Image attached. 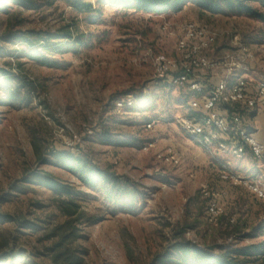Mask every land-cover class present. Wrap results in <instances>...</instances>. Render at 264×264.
Returning <instances> with one entry per match:
<instances>
[{
    "label": "rangeland",
    "instance_id": "374dc122",
    "mask_svg": "<svg viewBox=\"0 0 264 264\" xmlns=\"http://www.w3.org/2000/svg\"><path fill=\"white\" fill-rule=\"evenodd\" d=\"M24 1L0 0L6 7L0 9V70L11 73L0 72V233L15 242L1 264H51L41 253L46 234L66 216L59 194L42 183L47 174L82 206L78 244L87 250V264H178L173 245L181 239L215 254L261 245L264 234L255 229L264 224V199L245 183L264 189L263 162L214 144L215 158L227 167L216 162L210 172L176 121L196 110L192 100L202 96L173 83L172 72L158 79L154 63L160 54L178 61L182 25L196 22L217 33L207 51L215 64L200 80L203 75L218 83L234 62L249 66L255 79L248 83L256 88L264 80V23L204 10L196 0L156 12L102 0ZM8 77L13 89L21 81L32 82V90L21 88L9 99ZM127 95L135 102L119 109ZM58 151H78L86 171H99L110 182L90 186L60 162ZM170 154L179 163L166 160ZM204 186L224 211L216 224L206 219Z\"/></svg>",
    "mask_w": 264,
    "mask_h": 264
},
{
    "label": "built area",
    "instance_id": "2783aa9c",
    "mask_svg": "<svg viewBox=\"0 0 264 264\" xmlns=\"http://www.w3.org/2000/svg\"><path fill=\"white\" fill-rule=\"evenodd\" d=\"M217 40V33L207 26H202L196 22H187L182 25L181 35L178 40L177 48L181 58L176 61L166 54H160L155 59V72L158 79H163L171 74V81L176 85L187 86L189 90L201 98L192 100V107L196 108L197 113L184 115L176 119L182 132L199 143L214 157L213 145L220 149L231 151L234 154H243L247 150L251 152L257 161L264 163V143L259 141L254 133L245 127V110L253 111L264 109V80L253 88L239 71H246V67L236 66L230 68V76L235 75L232 84L229 77L219 80L208 92L200 80L201 72L214 66L207 55V51ZM241 51L247 59H252L253 54L241 46ZM238 69V70H237ZM136 98L127 95L126 99L117 102L119 109L128 108L133 105ZM226 106V113H219V107ZM247 115V114H246ZM153 120L147 124L152 127ZM223 136H229L233 144L227 143ZM152 143H146L143 148L147 149ZM162 157V155H159ZM166 160L179 163L175 155L165 157ZM226 171L222 178H228ZM260 198L264 199V189L259 182L250 181L245 183ZM203 196L207 200L206 219L212 224L218 223L223 214V208L217 201L214 193H210L207 187L202 189Z\"/></svg>",
    "mask_w": 264,
    "mask_h": 264
},
{
    "label": "trees",
    "instance_id": "16d2710c",
    "mask_svg": "<svg viewBox=\"0 0 264 264\" xmlns=\"http://www.w3.org/2000/svg\"><path fill=\"white\" fill-rule=\"evenodd\" d=\"M13 2H25L24 0H11ZM188 0H102L117 6L125 8H134L139 11L156 12L167 11L172 8H179ZM258 1L260 6H252V2ZM197 4L204 10L218 13L229 12L238 15H245L251 19L264 23V0H196ZM77 4L76 2H74ZM89 8L90 5H84ZM6 8V7H5ZM0 6V9H5ZM10 33H6L9 35ZM5 35V36H6ZM81 43V41L79 42ZM4 76H11L9 72L0 70ZM12 78L6 80L8 98L16 99L18 90L23 88L30 93L32 82L22 83L19 81L16 89H13ZM32 85V86H31ZM21 89V90H23ZM106 142L113 141L107 137ZM58 159L69 169L77 173L90 186H99L103 182H110L109 177L99 171H86L87 162L76 153L68 151H58ZM42 183L49 186L55 193H58V204L66 219L57 223L47 234L49 242L44 245L42 254H47L51 264H87V250L78 244L79 238L82 237L79 223L84 220L82 206L76 201L75 195L68 191V186L56 181L51 175H45ZM222 216L220 217V219ZM16 220L9 217V220ZM238 228L235 226V229ZM256 234H264V224L255 229ZM183 233V231H182ZM184 234V233H183ZM14 237L0 233V264L4 260L7 252L15 250ZM173 248L178 255V264H256L260 258H264V242L261 245H246L224 249L219 254H215L212 247H201L185 239L178 240L174 243ZM11 256V255H10Z\"/></svg>",
    "mask_w": 264,
    "mask_h": 264
},
{
    "label": "crops",
    "instance_id": "0c3cea01",
    "mask_svg": "<svg viewBox=\"0 0 264 264\" xmlns=\"http://www.w3.org/2000/svg\"><path fill=\"white\" fill-rule=\"evenodd\" d=\"M238 70V69H237ZM241 73H244L245 71H239ZM252 71L249 69V66L247 67L246 69V74H247V77L249 78L248 80L251 82L253 81L255 78H254V73H251ZM213 80V81H211ZM235 80V75H231L229 77V82L230 84H232ZM218 79H209L207 80L205 78V76L202 75L201 77V82L204 86V84L206 86H204V90L205 92H208V90L212 87V84L213 86L217 83ZM221 113L224 114V112H226V109L225 110H220ZM197 113V111L195 109H189V113H186V115H192V114H195ZM247 114V120L245 121V127L252 131L254 133V135L256 136V138L261 141L262 143H264V109H257V110H253V111H247L245 110V115ZM184 135V134H183ZM223 139L225 141H227V143L229 144H233V140L230 139L229 136H223ZM189 142L193 143L192 145V151L195 153V156L197 155L199 157V161L202 163H207L209 165H211V169H210V172H214L217 170V167H227V165H225L223 162H221V160H219L218 158L216 159V154L214 157L211 156V154L209 153V151H205L204 149H202L198 143L196 141H194L193 139L191 138H188L187 139ZM250 153L251 156H253L251 154L250 151H246L245 155H248ZM254 157V156H253ZM215 158V159H214ZM255 159V158H254ZM216 162H217V167H216ZM258 164H261L259 161H256ZM256 164V163H254ZM264 165V163H263ZM225 171V170H224ZM214 177V176H213ZM215 178V177H214ZM214 178H212L211 180L214 181Z\"/></svg>",
    "mask_w": 264,
    "mask_h": 264
}]
</instances>
